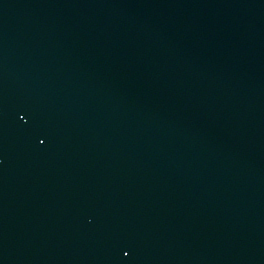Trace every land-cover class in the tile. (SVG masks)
Returning <instances> with one entry per match:
<instances>
[{
  "label": "water",
  "instance_id": "obj_1",
  "mask_svg": "<svg viewBox=\"0 0 264 264\" xmlns=\"http://www.w3.org/2000/svg\"><path fill=\"white\" fill-rule=\"evenodd\" d=\"M0 264H264V0H0Z\"/></svg>",
  "mask_w": 264,
  "mask_h": 264
}]
</instances>
